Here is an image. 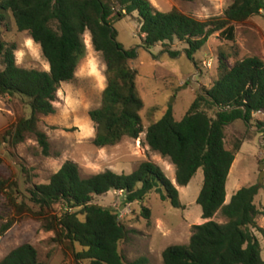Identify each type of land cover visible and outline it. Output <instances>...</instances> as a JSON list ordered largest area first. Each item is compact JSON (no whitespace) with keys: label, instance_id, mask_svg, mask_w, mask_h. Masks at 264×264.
<instances>
[{"label":"trees","instance_id":"obj_1","mask_svg":"<svg viewBox=\"0 0 264 264\" xmlns=\"http://www.w3.org/2000/svg\"><path fill=\"white\" fill-rule=\"evenodd\" d=\"M10 12L20 33H28L40 45L50 71L27 70L17 66L15 44L0 42V95L21 96L32 109L29 119H21L11 132L14 144L32 134L50 156V143L39 131L40 116L56 114L55 103L63 84L76 80L77 69L86 57L85 35L102 55L106 65L107 88L101 107L90 112L96 126L93 145L105 149L119 145L124 139L139 140L145 133L144 145L167 159L176 169V183L187 187L200 169L204 184L198 198L205 224L193 227L187 245L168 247L163 252L164 264H264L262 247L255 231L264 236L257 219L264 216L255 205L261 186L239 190L226 205L227 181L241 150L237 143L227 149L226 130L243 122L250 126L254 116H264V61L258 57L237 60L230 66L228 58H219L218 77L212 87L203 86L182 121H176L170 110L163 119L145 130L140 112L144 105L138 96V72L133 68L137 49L126 50L118 42L114 28L117 21L139 16L142 47L157 45L172 58L175 41L188 46L186 53L195 56L209 40L235 42V25H242L264 14V0H234L223 17L197 20L178 9L160 12L150 0H0V25L6 21L2 13ZM210 114H213L211 116ZM264 128V123H259ZM0 158V170L2 168ZM8 189L0 178V197ZM123 192L125 204L144 203L154 192L176 209L183 208L178 188L162 169L143 162L132 174L113 171L83 178L77 164L67 162L48 184L35 186L31 202L50 212L60 206L62 214L54 219L52 230L64 242L79 245L76 260L88 264H149L147 258L127 263L120 252L121 243L131 241L132 231L121 222L112 208L95 204L97 197L110 192ZM218 213L225 224L213 221ZM142 215L151 219V210ZM9 229L5 226L0 236ZM0 264H41L37 250L24 244L13 250Z\"/></svg>","mask_w":264,"mask_h":264},{"label":"rangeland","instance_id":"obj_2","mask_svg":"<svg viewBox=\"0 0 264 264\" xmlns=\"http://www.w3.org/2000/svg\"><path fill=\"white\" fill-rule=\"evenodd\" d=\"M160 12L178 9L200 21L223 17L234 0H150ZM6 21L0 25V42L15 44L17 66L27 70L50 71L40 45L26 32H18L10 12L2 13ZM140 22L137 13L114 24L118 42L126 50L137 49L133 68L137 70L138 96L144 108L140 112L147 130L159 122L171 110L176 121H182L195 102L201 88L212 87L218 77L219 58L225 56L232 66L235 61L258 57L264 61V14L235 25V42L213 36L208 44L190 60L184 43L175 41L172 50L179 51L176 58L163 52L157 45L150 49L142 47ZM86 57L81 61L76 80L63 84L55 103L56 114L40 116L39 131L47 135L50 156L43 155L37 138L27 134L22 143L14 144L10 135L21 119H29L32 109L28 100L21 96H5L0 103V158L3 162L0 178L8 189L0 197V231L9 229L0 236V262L13 250L32 245L38 252L41 264H88L76 260L82 248L58 237L52 230L54 219L62 214L60 206L50 212L43 211L31 202L30 192L35 186L48 184L50 178L67 163L78 165L85 179L106 171L117 174H132L141 163L152 162L159 166L166 177L178 188L183 206L176 209L170 201H163L154 192L144 203L125 204L124 194L112 191L97 197L95 204L112 208L120 220L132 231L131 241L121 243L120 252L127 263L147 258L149 264H164L163 252L171 246L187 245L193 235V227L205 224L202 209L197 201L204 184V171L200 169L187 187L176 183V169L169 160L152 152L144 145L145 133L139 140L124 139L115 147L97 149L93 145L96 126L90 112L101 107L103 93L107 88L106 65L102 55L92 46L90 34L85 35ZM4 70L1 65L0 71ZM213 116V114H210ZM264 123L263 115H255L250 126L237 122L226 130L227 149L240 143L241 150L227 181L226 205L242 188L261 186L255 205L264 212ZM151 210V219L142 215L143 208ZM225 224L226 219L218 213L213 219ZM264 230V216L257 219ZM262 247L264 259V236L255 231Z\"/></svg>","mask_w":264,"mask_h":264},{"label":"built area","instance_id":"obj_3","mask_svg":"<svg viewBox=\"0 0 264 264\" xmlns=\"http://www.w3.org/2000/svg\"><path fill=\"white\" fill-rule=\"evenodd\" d=\"M112 2H116L117 0H111ZM5 100V96L4 95H0V103H3ZM122 194H124L123 192H121Z\"/></svg>","mask_w":264,"mask_h":264},{"label":"water","instance_id":"obj_4","mask_svg":"<svg viewBox=\"0 0 264 264\" xmlns=\"http://www.w3.org/2000/svg\"><path fill=\"white\" fill-rule=\"evenodd\" d=\"M263 176H264V172H262V174H261V179H260L261 183L263 181Z\"/></svg>","mask_w":264,"mask_h":264}]
</instances>
